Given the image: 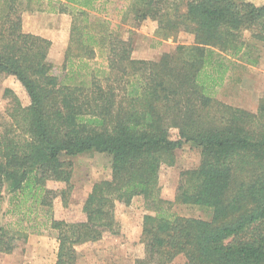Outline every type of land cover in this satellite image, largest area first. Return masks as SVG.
I'll return each instance as SVG.
<instances>
[{"label":"trees","instance_id":"trees-1","mask_svg":"<svg viewBox=\"0 0 264 264\" xmlns=\"http://www.w3.org/2000/svg\"><path fill=\"white\" fill-rule=\"evenodd\" d=\"M51 1L54 11L72 16L62 78L47 59L51 41L12 20L20 0H0V76L15 77L28 97L24 105L3 90L11 100L9 121L0 123V212L6 187V213L17 220L13 227L0 225V252L11 253L29 232H40L37 224H22L28 200L50 209L59 196L67 204L72 185L64 157L97 151L111 156L110 178L92 185L80 218L49 217L54 264H76V246L115 230L117 205L135 197L148 212L141 224L143 256L134 264H169L178 255L185 264H264V94L254 112L215 95L227 55L246 45L244 31L264 43V3L123 0V14L154 17L161 39L180 30L193 35L190 44L143 59L132 56L130 38L91 18L89 11L109 0ZM96 47L105 65L87 72L86 81H66L95 57ZM187 142L199 149V162L180 171L174 199H165L160 168L173 165L175 150ZM48 180L64 186L49 188ZM174 204L207 208L210 218L178 214Z\"/></svg>","mask_w":264,"mask_h":264},{"label":"rangeland","instance_id":"rangeland-1","mask_svg":"<svg viewBox=\"0 0 264 264\" xmlns=\"http://www.w3.org/2000/svg\"><path fill=\"white\" fill-rule=\"evenodd\" d=\"M251 1L258 5L264 3V0ZM52 4L51 0H20L19 9L13 15L12 20H19L22 30L23 23L28 27L31 26L29 24H38L36 28L51 36V31L48 30L51 29V13L59 14L52 9ZM125 4L127 3L123 0H109L103 4L99 2L97 9L89 13L91 18L97 17L99 20L106 21L109 28H116L117 33L123 39L130 38L133 43L132 54L135 51V58L156 59L161 53L172 50L179 43L193 42V35L183 30H180L174 37L161 39L156 35L157 22L154 17L134 19L130 11L123 14ZM66 15L72 22L71 14ZM243 38L246 45L242 52L227 55L228 69L222 84L216 87L215 95L225 103L254 112L260 97L264 94V43L252 38L249 31H244ZM68 42L69 39L56 46L50 45L47 54L48 61L54 65V72L61 78L64 75L61 64ZM247 59H256V62L253 64L245 62ZM74 62L78 64L77 59H74ZM104 65L105 54L96 47L95 57L87 60L85 67L81 69L79 67V70L68 74L66 81L73 83L86 81L89 79L87 72ZM5 88L12 90L22 104L25 105L28 102L24 88L15 77L0 76V123L9 121L6 108L9 107L11 94H4ZM170 135L176 138L177 130L171 128ZM174 154L175 163L171 166L163 164L159 172L160 194L168 200L174 199L180 171L195 167L199 162V149L189 142L176 149ZM64 160L69 162L72 185L67 204L62 205L59 196L53 200V206L50 209L31 203V200L23 204L21 207L24 215L21 216L24 218L22 224H37L40 232H29L31 230L28 229L29 234L26 241H19L13 252H0V264H54L57 240L55 231L48 227L49 217L66 221L80 218L82 202L92 185L96 181L110 178L111 156L106 153L86 151L74 156H66ZM47 186L60 189L64 183L48 180ZM2 196L0 225L16 226L17 216L6 213L9 196L6 187L2 189ZM172 209L181 215L203 219H209L211 213L207 208L184 204H174ZM146 212L148 211L143 208L141 197H135L128 205L118 204L115 209V230L106 232L99 240L78 244L76 264H134L137 258L143 256V244L140 238L142 218ZM169 264H185V258L178 255Z\"/></svg>","mask_w":264,"mask_h":264},{"label":"crops","instance_id":"crops-1","mask_svg":"<svg viewBox=\"0 0 264 264\" xmlns=\"http://www.w3.org/2000/svg\"><path fill=\"white\" fill-rule=\"evenodd\" d=\"M56 13H58V12H56ZM66 14L67 13H59V14L51 13V18H50L51 19V29H48L51 31V36L46 35L45 32L36 28V26L38 24H29L28 23L29 25H31L28 27L27 24L24 25V23H23V31L29 32L32 34H36V35H40L42 37H44V36L51 37V38H47V39H49V40L51 39L50 40L51 45L56 46V44L58 45V44L69 39L71 19ZM45 30L47 32H50L47 29H45ZM132 56L136 57L135 51H133ZM142 58L147 59L146 57H142Z\"/></svg>","mask_w":264,"mask_h":264}]
</instances>
